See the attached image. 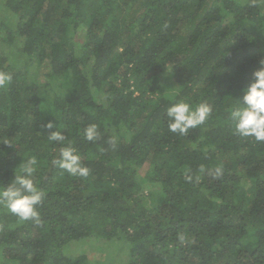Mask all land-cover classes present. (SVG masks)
<instances>
[{
    "label": "trees",
    "instance_id": "obj_1",
    "mask_svg": "<svg viewBox=\"0 0 264 264\" xmlns=\"http://www.w3.org/2000/svg\"><path fill=\"white\" fill-rule=\"evenodd\" d=\"M262 59L264 0H0V185L35 157L45 193L39 223L0 207V264H264V143L230 120ZM178 100L212 113L170 132Z\"/></svg>",
    "mask_w": 264,
    "mask_h": 264
},
{
    "label": "clouds",
    "instance_id": "obj_2",
    "mask_svg": "<svg viewBox=\"0 0 264 264\" xmlns=\"http://www.w3.org/2000/svg\"><path fill=\"white\" fill-rule=\"evenodd\" d=\"M260 63L264 65V59ZM12 79L10 72L0 69V88L7 87ZM243 93L242 99H236V104L230 110L234 134L240 137H252L255 141L264 143V67L253 73L252 82L243 89ZM211 113L212 107L207 102H200L193 106L185 100H178L166 109L168 129L170 132L185 135L190 129L203 125ZM47 127L51 129L54 125L49 122ZM83 135L86 140L95 142L100 135L98 125H88L83 129ZM48 139L63 145L66 136L57 130L48 134ZM4 143L12 145L8 142ZM52 163L74 177L86 178L90 172L70 142L67 146L60 148L59 157L54 158ZM36 171L35 157L23 160L15 169V179L0 185V207L20 220H32L39 223L38 205L42 203L45 193L34 182L33 176ZM222 171L221 167H217L215 176L222 175ZM185 178L188 181L192 180L190 175H186Z\"/></svg>",
    "mask_w": 264,
    "mask_h": 264
},
{
    "label": "rangeland",
    "instance_id": "obj_3",
    "mask_svg": "<svg viewBox=\"0 0 264 264\" xmlns=\"http://www.w3.org/2000/svg\"><path fill=\"white\" fill-rule=\"evenodd\" d=\"M137 7H138V4L136 3L135 6H134V8H137ZM134 8H133V10H134ZM129 14H130V11H129V10H126V11L124 12V15H123V16L125 17V16H128ZM147 170H148V169L145 167L141 173L145 174V173L147 172ZM145 186H146V187H145V191L149 192L150 190H152V187H149V186H147V185H145ZM90 244H92V245H91L92 248H91ZM98 246H100V245H99V242H95V240L92 241L91 243H89V244H87V245L85 246V250H86V251L88 250V252H89V257H93V256H92V253H93V254L95 253V250H94V249H98ZM116 249H117V248H116ZM92 260H93V259H92Z\"/></svg>",
    "mask_w": 264,
    "mask_h": 264
}]
</instances>
